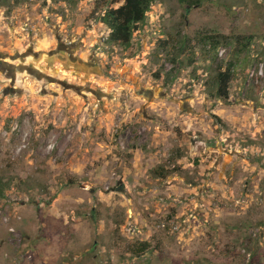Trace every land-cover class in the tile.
<instances>
[{"label": "rangeland", "instance_id": "1", "mask_svg": "<svg viewBox=\"0 0 264 264\" xmlns=\"http://www.w3.org/2000/svg\"><path fill=\"white\" fill-rule=\"evenodd\" d=\"M95 4L0 0V264H264V0H157L126 48Z\"/></svg>", "mask_w": 264, "mask_h": 264}, {"label": "trees", "instance_id": "2", "mask_svg": "<svg viewBox=\"0 0 264 264\" xmlns=\"http://www.w3.org/2000/svg\"><path fill=\"white\" fill-rule=\"evenodd\" d=\"M15 1L17 2V0ZM95 1L96 4L93 8L92 16L94 19H98L107 27L108 34L106 37V42L111 45L115 44L126 48L130 46L133 34L139 30L141 25L145 22L147 14L150 12L157 0ZM178 2L187 4L191 7L199 4L200 0H178ZM220 43L221 41L219 36L215 34L201 35L196 38L195 42H192V38L186 36L180 39H175L170 36L167 39H159L158 46L161 48V53H164V59L171 63V68L167 70L165 74L168 77L170 73L176 71V64L180 65L181 63V55H185L188 63L193 64L203 53H205L204 59H208L207 54L214 52ZM194 44H199L201 47V52H199V55L197 56H195L196 46ZM242 45L245 46V42H243ZM157 55L162 57L161 54ZM232 66L233 65L229 63L226 64L224 68H218L215 75L213 76V80L217 86L215 94L225 99L228 96L230 84L235 78V74L232 71ZM155 77H160L158 72L155 73ZM161 172H158V174L160 176H164V174ZM2 185L3 184L0 181V197L3 195L5 189ZM145 247L146 243H142V249L140 251H144V249H146Z\"/></svg>", "mask_w": 264, "mask_h": 264}]
</instances>
